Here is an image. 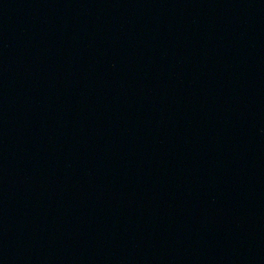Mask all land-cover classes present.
I'll return each instance as SVG.
<instances>
[{
    "label": "water",
    "instance_id": "obj_1",
    "mask_svg": "<svg viewBox=\"0 0 264 264\" xmlns=\"http://www.w3.org/2000/svg\"><path fill=\"white\" fill-rule=\"evenodd\" d=\"M0 264H264V0H0Z\"/></svg>",
    "mask_w": 264,
    "mask_h": 264
}]
</instances>
